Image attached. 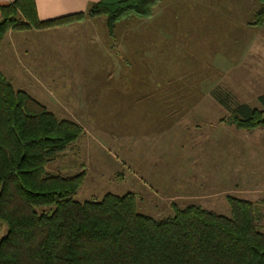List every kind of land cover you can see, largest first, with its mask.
<instances>
[{
	"label": "rangeland",
	"instance_id": "obj_1",
	"mask_svg": "<svg viewBox=\"0 0 264 264\" xmlns=\"http://www.w3.org/2000/svg\"><path fill=\"white\" fill-rule=\"evenodd\" d=\"M258 7L257 0H160L151 17L118 21L164 23L166 29L157 34L165 39L159 50L172 59L174 69L188 64L205 70V110L184 111L190 120L178 115L183 111L154 109L144 94L149 72L138 64L127 65L137 70L136 76L109 79L76 78L77 62L64 63L55 73L66 77L49 79L17 77L0 61V68L15 76L14 89L31 94L57 119L74 121L84 131L47 163L46 172L83 173L74 196L79 202L132 193L137 211L154 219L173 216L175 208L190 204L229 216L226 197L246 199L257 204L264 230V129H237L228 122L239 104L260 108L257 97L264 93V26L251 24ZM215 63L223 70L232 65L234 71L216 82ZM134 90L141 98L134 100ZM5 232L3 226L1 236Z\"/></svg>",
	"mask_w": 264,
	"mask_h": 264
},
{
	"label": "trees",
	"instance_id": "obj_2",
	"mask_svg": "<svg viewBox=\"0 0 264 264\" xmlns=\"http://www.w3.org/2000/svg\"><path fill=\"white\" fill-rule=\"evenodd\" d=\"M159 1L99 0L84 12L42 21L35 0H13L0 6V45L12 31L97 16L112 35L123 18L151 17ZM257 1L251 24L262 27L264 0ZM257 101L260 108L235 106L229 124L264 129V94ZM83 132L14 89L0 72V264H264V230L252 201L227 196L229 216L190 204L154 219L137 211L132 193L75 200L83 173L49 174L45 167Z\"/></svg>",
	"mask_w": 264,
	"mask_h": 264
},
{
	"label": "crops",
	"instance_id": "obj_3",
	"mask_svg": "<svg viewBox=\"0 0 264 264\" xmlns=\"http://www.w3.org/2000/svg\"><path fill=\"white\" fill-rule=\"evenodd\" d=\"M12 1L0 0V6ZM97 1L99 0H35L37 17L43 21L84 12L89 4ZM162 24L164 23H150L146 26L144 23L117 22L113 34L109 35L105 19L95 17L51 30L10 32L1 43L0 54H6L0 56V61L19 74L17 77L41 76L49 79L66 77L64 72L55 73L63 68L64 63L77 62V73L74 74L76 78L103 75L109 79L136 76L137 70L133 67L132 70L127 65L138 64L143 71L149 72L150 87L144 94L146 99L155 103L154 109L183 111L178 115L190 120L189 116L182 114L184 111L205 110L207 76L204 69L196 70L195 66L188 64H184V68L181 65L174 69L172 59L163 55V50H159V43L165 41L163 37L157 36L163 28L166 29ZM142 27L145 29L143 32H132ZM215 67L214 71L219 70L216 82L229 75L227 72L234 71L232 65L229 69L226 67V71L218 68L216 63ZM235 68L237 69V64ZM8 71L6 67L0 68V72L12 84L11 79L15 76ZM123 91L130 93L127 88H123ZM28 95L33 98L31 94ZM132 95L134 100L141 98L140 92L137 94L135 90ZM215 99L223 105L218 96ZM172 112L169 116L174 119Z\"/></svg>",
	"mask_w": 264,
	"mask_h": 264
}]
</instances>
